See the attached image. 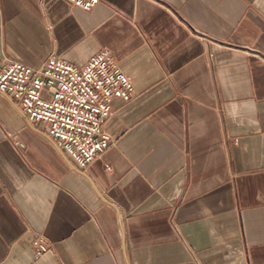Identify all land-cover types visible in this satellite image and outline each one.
<instances>
[{"label":"crops","instance_id":"1","mask_svg":"<svg viewBox=\"0 0 264 264\" xmlns=\"http://www.w3.org/2000/svg\"><path fill=\"white\" fill-rule=\"evenodd\" d=\"M103 50L136 98L86 170L0 94V264H264V0H0V62Z\"/></svg>","mask_w":264,"mask_h":264},{"label":"built area","instance_id":"2","mask_svg":"<svg viewBox=\"0 0 264 264\" xmlns=\"http://www.w3.org/2000/svg\"><path fill=\"white\" fill-rule=\"evenodd\" d=\"M66 1L88 12L99 3ZM0 94L16 100L31 125H46L45 135L86 170L111 145L103 128L113 116L112 102L131 103L136 89L111 52L103 50L82 67L61 58L38 68L5 59L0 62ZM35 248L41 256L49 250V241L39 236Z\"/></svg>","mask_w":264,"mask_h":264}]
</instances>
